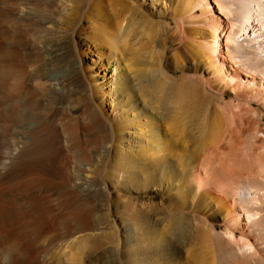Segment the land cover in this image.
Wrapping results in <instances>:
<instances>
[{"label": "bare ground", "instance_id": "6f19581e", "mask_svg": "<svg viewBox=\"0 0 264 264\" xmlns=\"http://www.w3.org/2000/svg\"><path fill=\"white\" fill-rule=\"evenodd\" d=\"M151 1L166 7L164 0ZM133 3L6 0L0 5L1 15L34 26L42 34L39 38H72L79 54L97 57L90 68H80L85 104L80 117L79 108L65 100L62 80L55 82L37 73L27 81L31 98L43 104L47 118L55 121L62 147L77 159L65 165L63 193L87 196L93 185L90 172L101 154L114 155L109 178L129 188L137 186L145 199L129 202L131 223L121 221L122 230L127 225L123 232L128 234L129 254L119 264H264V138L258 135L264 119L258 108L264 105V0H187L185 9L170 14L173 23L160 24L175 25L193 66L201 65L208 75L201 80L204 92H215L209 96L212 100L200 103L198 111L204 114L214 103L220 130H213L193 158L180 149L185 142L179 146V130L171 124L177 115L170 101H181L185 95L165 68L167 53L155 51L145 62L134 63L135 56L124 60L121 39L131 25ZM159 16L164 18L165 13ZM41 46L34 44L32 51L39 53ZM105 105L110 108L108 116ZM89 131L91 146L85 137ZM99 136L101 149L94 144ZM21 144L13 145L14 149L25 148ZM95 186L110 194L105 181ZM55 187L50 183L43 191L55 196ZM203 211L209 212L206 218L201 216Z\"/></svg>", "mask_w": 264, "mask_h": 264}, {"label": "rangeland", "instance_id": "374dc122", "mask_svg": "<svg viewBox=\"0 0 264 264\" xmlns=\"http://www.w3.org/2000/svg\"><path fill=\"white\" fill-rule=\"evenodd\" d=\"M5 1L0 0V5ZM164 1L165 9L156 1L133 0L135 10L130 14L131 25L127 35L121 39V47L124 60L135 56L134 63L139 60V62L149 61L155 51L167 53L165 68L175 77H172V80L174 79L179 90L184 89L182 92L185 95L181 101H170L171 107L175 109L174 114L179 115L174 116V121L170 122L176 126L172 125V127L182 132L177 131L178 139L181 137L180 142L177 141L179 146L185 142V149L183 146H180V149L185 150L187 156L193 158L202 150L203 144L214 135L213 130L217 127L220 130V123L215 121L216 117L218 121L220 117L215 106L213 108V102L204 114L198 111L200 103H204L206 98L208 101L212 100L209 96L213 93L212 96H215L214 91L206 95L201 84L208 75L201 65L193 66L192 58L180 44V32L175 25L169 28L160 25L165 21L173 23L170 14L185 9L187 0ZM159 12L160 15L165 13V17L161 18ZM0 18H2L0 19V264H119L126 260L129 254L128 234L123 232L131 223L130 213L127 211L129 202H144L145 199L141 198L143 195L141 189L137 186L129 188L127 185L117 184L111 175L109 178L116 158L114 155L108 156L102 153L101 161L95 164L98 166L90 172L93 185L88 195L63 193L61 182H64L63 179L67 175L64 170L65 165H73L77 159L74 152H68L62 147L60 138L55 132V121L53 122L51 117L47 118L43 104H38L35 98H31L28 89L30 86L27 84L28 78L37 73L47 78L49 76L55 82L62 80L60 84L63 85L64 82L63 89L67 93L65 100L68 99L69 101H66L70 103H67L74 108H79L80 111L76 115L79 114L80 117L85 105L84 95L80 89L82 78L80 68H90L97 57L92 55L85 57L79 54L72 38H52L45 41V38H39L42 34L29 23L16 24L17 20L14 17L1 14ZM34 44L39 47L42 45L39 53L36 50L32 51ZM98 81L101 83V80ZM166 85L169 86V83ZM14 87L15 89L19 87L18 91H15ZM225 98L229 101L231 95L227 94ZM258 108L264 117V105ZM103 110L106 116L110 115V108L107 105ZM33 113H35L34 117ZM206 117H210V120ZM6 123L11 125L8 126ZM89 132L85 137L91 146L92 131ZM258 135L264 138V119L260 124ZM9 144L10 150L7 148ZM20 144L25 148L14 149L15 146L20 147ZM94 144L100 149L103 148L101 136ZM80 173L88 172L82 170ZM100 180L108 185L110 190L108 196L95 186ZM49 182L56 186L55 196L43 191L47 189ZM208 214V211H203L201 216L206 218ZM121 221L127 224L125 230H122Z\"/></svg>", "mask_w": 264, "mask_h": 264}]
</instances>
